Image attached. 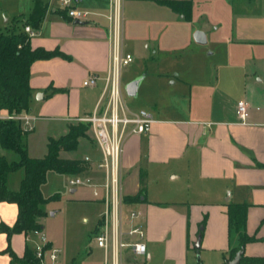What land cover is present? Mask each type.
Masks as SVG:
<instances>
[{
  "label": "crops",
  "instance_id": "1",
  "mask_svg": "<svg viewBox=\"0 0 264 264\" xmlns=\"http://www.w3.org/2000/svg\"><path fill=\"white\" fill-rule=\"evenodd\" d=\"M42 1L47 4V9L30 37V45L32 48L58 49L68 58L54 56L32 62L29 78L32 98L27 114L32 121L47 117L64 121L65 133L72 118L91 112L103 87L108 44L107 21L100 13L107 11V0H80L77 6L92 13L82 21L61 14L58 0ZM13 2L17 9L10 12L18 11L12 19L32 10L30 0ZM2 5L0 0V30L9 20L4 17L8 8ZM242 26V43L257 52L256 60L244 68L246 77L241 86V97L237 99L246 101L248 106L244 121L236 114L237 101H232L229 107L218 102L213 106L211 99L206 97L201 98L200 103L197 100V104L189 106L186 112L169 116L158 113L153 116L155 121L148 133L129 135L122 144L123 196L138 191L140 172H144L146 183L149 174H167L168 181L165 197L148 196L145 186L143 201L125 202L127 207L135 206L143 212L140 223L145 232L147 251L144 258H134L126 250L124 264L133 260L142 264H191V248L199 237V230L202 231L199 249L205 253L199 257V262L208 264L207 254L214 251L216 264H225L224 257L229 258L232 249L238 245L237 235L228 229V202L248 204L246 232L258 238L244 245L243 254L264 256V0L257 13L249 11L243 17ZM91 74L98 76L96 84L82 85V80ZM208 82L205 87L217 89L219 84L229 83V77H216L214 83ZM205 87H200L197 81L196 90ZM43 136L46 144L49 136L57 137L46 132ZM8 153L5 151L2 155L7 157ZM93 170L94 167L88 172ZM8 177L9 174L6 186L17 189V185H8ZM127 179L133 181L130 188L124 187ZM16 217V204L0 201V223L12 226ZM203 218L204 224L199 227ZM46 240V246L59 248L53 239L46 236ZM38 242L39 237L32 231L12 233L9 239L0 232V264L11 263V256L5 251L7 245L16 256H22L26 247L34 250ZM100 249L102 262L92 255L91 245H84L80 257L74 253L61 257L60 250L54 261L46 254L45 262L104 264V250Z\"/></svg>",
  "mask_w": 264,
  "mask_h": 264
},
{
  "label": "rangeland",
  "instance_id": "2",
  "mask_svg": "<svg viewBox=\"0 0 264 264\" xmlns=\"http://www.w3.org/2000/svg\"><path fill=\"white\" fill-rule=\"evenodd\" d=\"M13 1L1 0L2 6L8 8L4 17H9L2 27L3 31L13 28L11 17L18 11L10 12L17 9L13 7ZM191 2V18L186 20L182 14L158 3L157 0H122L121 46L124 52L132 56V60L121 68L122 98L128 109L143 108L152 116H158V113L169 116L186 112L189 106L194 107L197 104V100L200 103L201 98L208 97L213 106L218 102L221 106L229 107L232 101L241 97V86L246 77L244 68L253 59L256 60L254 57L257 53L241 41L240 37L244 32L242 19L249 11L257 13L261 9L262 0ZM106 12L105 10L100 14L107 21ZM20 25V22H15L16 27ZM197 29L206 34L204 44L193 39V32ZM226 76L229 77V83H221L216 86L217 89L205 87L208 81L214 83L216 77ZM137 77H141L137 92L129 96L124 85ZM197 81L200 87L205 88L196 90ZM47 118L33 120L35 127L26 135L27 151L29 148V155L33 157H40L46 152L43 136L45 132L58 136L66 128L64 121ZM5 151L9 152L6 154L9 160L18 159L14 151L0 145V155ZM85 155L98 158L100 156L99 148L91 140L89 131L85 137L79 138L76 148L61 150L59 153V156L69 158H82ZM93 171L80 174L101 178L100 169L95 167ZM20 174L23 176L21 168L10 172L8 185H17V188L19 177H22ZM75 176L53 170L47 172L41 191L45 197L52 198L44 204L46 214L40 219L42 231L56 242L61 250V257H68L72 253L80 257L84 245H91L92 255L102 262V250L95 243L93 228L104 211V204L91 195V187L69 184L68 179ZM167 182V174L147 175L145 186L148 196L165 197ZM132 185V180L124 181L125 188ZM71 188L76 191L71 192ZM81 195L85 197L81 198ZM201 226L200 224L199 227ZM202 255L205 256V253H201L194 242L190 253L191 264H201L198 259ZM206 263L216 264L214 251L208 252ZM13 264L25 263L15 260ZM44 264H49L45 262V258Z\"/></svg>",
  "mask_w": 264,
  "mask_h": 264
},
{
  "label": "trees",
  "instance_id": "3",
  "mask_svg": "<svg viewBox=\"0 0 264 264\" xmlns=\"http://www.w3.org/2000/svg\"><path fill=\"white\" fill-rule=\"evenodd\" d=\"M32 10L29 14H20L13 18V28L9 31L0 30V112L3 115H15L29 112L32 89L29 84L30 65L37 59H48L54 56L68 58L58 49L46 50L42 47L32 48L30 35L24 31V26L29 25L35 31L46 12L47 4L42 0H31ZM176 13H180L186 20L191 18V0H157ZM60 13L68 18L65 10ZM15 22H20L19 27ZM53 89L52 91H56ZM89 125L83 122H69L65 133L47 139L46 153L41 157H32L27 152L26 135L31 129H25L22 122L17 119L0 117V145L5 149L14 151L17 160H9L0 155V201L13 202L17 206V217L12 226L0 223V232L7 238L12 233H28L34 229H41L40 219L46 214L44 204L52 197L42 194L41 186L46 182V174L53 170L63 174H79L91 169V165L84 158L61 157V150L76 148L79 138L85 137ZM23 170V176L17 189L6 186L7 175L17 169ZM145 198V174L140 172L139 189L133 195L123 196L126 203H136ZM248 204L245 202L227 204L228 229L238 238V245L232 249L229 258L224 257V263L231 259L235 252L244 247L247 242L256 241L258 238L246 232ZM204 224V218L200 222ZM199 238L202 231L198 232ZM46 248H49L46 246ZM5 251L11 256V263L19 261L25 264H41L34 250L26 247L22 256H16L9 245ZM239 264H264V256H245L242 254Z\"/></svg>",
  "mask_w": 264,
  "mask_h": 264
},
{
  "label": "built area",
  "instance_id": "4",
  "mask_svg": "<svg viewBox=\"0 0 264 264\" xmlns=\"http://www.w3.org/2000/svg\"><path fill=\"white\" fill-rule=\"evenodd\" d=\"M59 7L65 10L67 16L75 20H86L92 13L78 7L80 0H58ZM107 44L108 66L103 77L101 93L90 113L76 116L70 121L83 122L89 125L91 140L97 145L100 156L93 159L85 155L91 169L94 167L102 171L101 178L81 176L75 174L69 178L71 185H85L91 187L93 197L104 204L95 230V243L104 250V264H124L125 251L129 250L132 257L144 258L146 255L145 232L140 223L143 212L134 207H127L121 190L120 153L124 140L132 134L148 133L155 121L152 114L140 108L130 110L122 98L121 68L132 60L128 52L121 46V5L122 0H107ZM24 31L30 36L34 30L29 25ZM98 76L91 74L82 80V85L93 86ZM247 103L244 100L236 102V114L242 121L247 116ZM0 117L17 119L25 129H32V117L26 112ZM39 237L34 247L36 257L44 263L47 254L54 261L60 251L59 248H46V236L41 229L32 230ZM129 264H142L137 260Z\"/></svg>",
  "mask_w": 264,
  "mask_h": 264
},
{
  "label": "water",
  "instance_id": "5",
  "mask_svg": "<svg viewBox=\"0 0 264 264\" xmlns=\"http://www.w3.org/2000/svg\"><path fill=\"white\" fill-rule=\"evenodd\" d=\"M192 36L194 41L197 43L204 44L206 42V34L204 31L200 29L195 30ZM140 80L141 77H137L125 83L124 90L127 95L133 96L136 94ZM199 240L200 238L198 237L195 241V247H199ZM242 254H243V247L238 249L233 255V257L228 261H226L225 264H239Z\"/></svg>",
  "mask_w": 264,
  "mask_h": 264
}]
</instances>
